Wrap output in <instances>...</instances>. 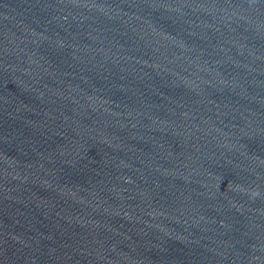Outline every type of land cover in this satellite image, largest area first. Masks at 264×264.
<instances>
[{
	"label": "water",
	"instance_id": "1",
	"mask_svg": "<svg viewBox=\"0 0 264 264\" xmlns=\"http://www.w3.org/2000/svg\"><path fill=\"white\" fill-rule=\"evenodd\" d=\"M0 264H264V0H0Z\"/></svg>",
	"mask_w": 264,
	"mask_h": 264
}]
</instances>
